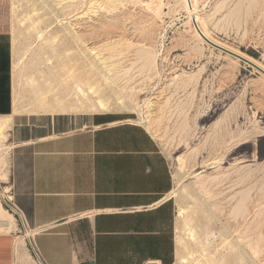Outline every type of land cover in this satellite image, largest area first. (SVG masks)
<instances>
[{
	"label": "bare ground",
	"instance_id": "bare-ground-1",
	"mask_svg": "<svg viewBox=\"0 0 264 264\" xmlns=\"http://www.w3.org/2000/svg\"><path fill=\"white\" fill-rule=\"evenodd\" d=\"M120 1L121 0H28L30 10L26 14H23L24 16L22 15L25 20L30 21L28 26L29 34L25 37L28 48L27 50L32 47L31 45L36 40L40 41L41 44L38 49L31 54L33 63L27 67L25 66L22 69V73L25 76L28 69L35 67L38 73V79L32 78L33 75L31 77L26 76L24 85L28 87L27 92L30 97L28 102L20 108L18 107L19 98L15 91V94L13 95L12 114L8 116H0V140H5L7 138L8 131L11 129L12 119L15 115H19L21 109L31 115H34L39 111L46 114H77L84 112L98 114L110 113L112 111H125L134 114V112H137L138 115L142 117V123L145 128L154 136V138L164 141L165 131L168 126H172L176 133L179 134L180 141L187 145H190L195 137H197L196 135L199 134L198 131L200 129V124H204V135L201 141L193 147L190 146L191 148L189 147L187 153L183 152L184 154L181 153L182 155L175 158L177 170L178 172H183L190 165L192 167L198 166L197 169H200V172L197 171L198 173L194 175V190L199 193V195L201 193L202 195L206 194L208 196L211 191L214 192L211 195L214 199L212 204L209 201H204V199L202 201H200V198L195 199L196 202H199V209L205 218H214L215 210L223 211V205L238 196V200L229 210L228 215H234L235 219L236 217L239 218L240 229L236 232L229 223L221 224L218 233H216L219 256L215 258L209 251V246L211 244L210 239L213 234L208 231L202 233L199 232L195 224H193L188 217L186 208H180L177 216L179 224L176 228V244L180 253L177 258V263L247 264L248 248L251 247H249L248 233L246 232L248 215L250 213V210L248 209L252 208H248V204H250L249 202L252 201V198H249V176L251 173H249V165L247 164L248 160L245 159V157L233 159L231 156L237 151L242 150L249 142L250 136L247 128L248 124L235 123L236 121L233 117L236 118V115L234 116L233 114L232 116L231 106L227 107V105H225L226 100L228 99L227 96L219 100L214 99L215 97L209 98L208 101L207 99L206 101L203 99L204 95L200 96L201 98L195 96L200 83V73L203 72L204 69H202V67L204 66H201L202 70L199 69L200 72L198 70L196 73L191 69L193 73H189L184 69H179L178 65H175L174 63L166 62V59H161L166 64H164L166 68H164V65L163 68L165 69V73L171 76L167 82V88L164 87V89H162V83L160 84L162 87L158 88H160V90L162 89L161 91L163 92L167 90L169 96L171 91L174 95L182 93L187 94V96H190L191 98H189V100L187 99V102L181 104H179L180 102L178 103L179 100H176V104H173V102L171 104V98H165L163 94L160 93L165 99H161L162 97L160 96V100L157 101L163 100L162 102L154 103L151 99H147L144 101L145 104H143L144 106L142 107L136 98L137 93L141 90L136 91V89L129 83L131 79H127L126 75L130 69L137 64L140 72L146 73L148 80L152 81L157 75L155 68L158 54L155 46L145 42L152 34L151 26L147 24L148 21L143 19L139 22L136 19H133L131 17L135 16V13H132L136 12V10L138 12L147 11L152 18H157L159 20L160 17H165L166 14L168 16L169 12L165 13L163 11V5L160 2L161 0H129L133 4L138 3L137 6L134 4V11H128L122 20L116 19L114 22L120 23L121 21V23H123L131 21V28L138 32L139 37L141 38L140 42L137 44H133L131 41L125 42V52L119 51L118 54L114 51L115 45L118 43L117 40L106 41L98 48L89 47L85 38L86 30L84 19L89 17L94 10L93 8H95L93 7L94 5H96V8L99 7L101 9L102 7L107 6V4L109 6V4L115 2L117 4V2ZM170 1H173L172 6H169L167 2L164 3L167 5L166 7L169 6V8L174 7L176 10H184L189 15V22L192 27L189 24L188 25L193 28L191 36L195 38L197 42H203L204 44H207L208 47H214L213 45H215L243 58L251 67L264 77V66L260 62L255 61L243 53L231 49L212 38L210 31L208 30L209 28L207 29L205 26V21H203V18L196 13V9H198L196 8L198 5L197 0ZM130 2H128V4ZM120 3L118 8L120 7ZM132 3H130V5ZM108 6L107 8H110ZM114 6L117 5L114 4ZM124 6L125 5H123V7ZM19 7L20 6L17 5L15 9L19 10ZM175 9L173 10L176 11ZM119 10L116 9L115 12H119ZM50 21H56L59 24V29L55 32L54 37H46L43 29L44 27H41L43 22L48 24ZM73 22H75V24ZM45 27L47 28L48 26ZM189 30L187 29L186 32ZM54 39L56 42L52 41ZM121 41L123 40L121 39ZM156 42L158 43V41ZM195 46H197V44ZM102 48H109L107 49L109 51L107 52L108 54H101L103 52H100ZM195 48L192 49L195 50ZM201 50L202 51L200 52H203V49ZM211 53L212 51L210 52L209 50L208 56ZM119 56L123 58L121 59ZM123 60L129 62L131 67L126 69L116 68ZM19 62L20 61L14 63V70L17 69ZM186 66L184 68H186ZM173 73L175 74L173 75ZM165 77L163 78L165 79ZM157 83L160 82L158 81ZM170 88H172V90ZM168 89H170V91H168ZM157 91L160 92L159 90ZM208 95L210 96V94ZM220 111H223V114L218 117L217 115ZM244 113L243 110L241 114L245 117ZM190 115L191 120L188 118ZM216 116L217 118L215 119ZM173 137H175L174 134ZM192 155L199 156L200 158L197 159L196 157H192ZM210 169L214 170V173L205 175V170ZM7 181L8 179L3 180L4 183H7ZM237 186L239 187V190L235 192L234 190ZM172 195H174V192ZM182 197L184 199L190 197L187 190L183 192ZM249 199H251V201H249ZM256 210L255 213H257ZM261 213L262 212H260V214ZM15 226L12 217L9 214H6L0 203V231H12ZM258 241L260 242V240ZM259 245L258 247L261 246ZM263 246L264 244H262V247ZM256 248L257 246H255V249ZM252 251H254V249H252ZM251 254H254V252ZM254 256L256 255L254 254Z\"/></svg>",
	"mask_w": 264,
	"mask_h": 264
},
{
	"label": "crops",
	"instance_id": "crops-1",
	"mask_svg": "<svg viewBox=\"0 0 264 264\" xmlns=\"http://www.w3.org/2000/svg\"><path fill=\"white\" fill-rule=\"evenodd\" d=\"M9 12L0 0V116L13 112ZM8 137L14 202L46 264H175L173 175L144 127L112 113L15 115ZM31 259L17 230L0 231V264Z\"/></svg>",
	"mask_w": 264,
	"mask_h": 264
},
{
	"label": "rangeland",
	"instance_id": "rangeland-1",
	"mask_svg": "<svg viewBox=\"0 0 264 264\" xmlns=\"http://www.w3.org/2000/svg\"><path fill=\"white\" fill-rule=\"evenodd\" d=\"M123 1L128 4V2H130L131 0L130 1L121 0L120 2L124 3ZM197 1H198L197 2L198 5L196 4L197 5L196 8L198 9H196V13L203 18V21H205L204 22L205 26L207 27V29L209 28L208 30L210 31V34L213 39L226 45L227 47H230L231 49L243 53L247 57H250L251 59L260 62L264 66V0H201V1L197 0ZM120 2H117V4L116 2L109 4V6L107 4V6L110 8H107V6H105L100 9L99 7L96 8V5H94L93 6L95 7L93 8L94 10L91 12L88 18L84 19V26L86 30L85 38L87 40L89 47L98 48L106 41L117 40L118 43L116 44L117 46L115 45V50H114L117 53L116 52L114 53L118 54L119 51L125 52L126 49V47L124 46L125 42L131 41V43L133 44H137L138 42H140L141 38L139 37L138 32L134 31L131 28L130 25L131 21H126L123 23H121V21L120 23L114 22L116 19L122 20L124 18V15L128 11L132 12V10L134 11L135 9L134 8L135 3L133 4L132 2H130L133 5L132 4L130 5L129 3L128 6L126 7L127 5L126 3L121 4ZM160 2L163 5V11L165 13L167 12L170 13V14L168 13V16L166 14L165 17L162 16L158 20L157 18L156 19L152 18L147 11L138 12L136 10V12L138 13L133 12L132 14L135 13V16L131 17L139 22L140 20L143 19L147 20L148 21L147 24L151 26L152 34L145 42L157 48L158 55L156 59V68H155V72L157 73V75L152 81H149L146 73L140 72L139 66L136 64L127 73L126 78L131 79L129 83L136 89V91L141 90L139 93H137L136 98L139 104L142 105V107L144 106L143 104H145L144 101L147 99H151V101L152 102L154 101V103L162 102L163 100L157 101L160 100V98L162 97L161 94H163L165 98L166 97H168L169 99L171 98L170 99L171 104L172 102L173 104H176L178 100H179L178 103L180 102L179 104L183 102H187L189 98H191L190 96H187V94L177 93L174 95V93L170 91V89L172 90V88L168 89V91H170L171 93L170 96L167 90L164 92L161 91L162 89H164V87L167 88V82L171 76L166 74L164 71L165 70L164 68H166L165 66L166 64L161 59L163 60L166 59V62L168 61L169 63H174L175 65H178L179 69H184L186 72L189 73H193V71L197 73L199 69L200 70L204 69L203 72L200 73V83L198 86L197 93L195 95L197 98H201L200 96L204 95L203 99L205 101L207 99L208 101L209 98L215 97L214 99L219 100L221 98L223 99L225 96L228 97L225 105H227V107L231 106L232 116L233 114L234 116L236 115V118L233 117V119L236 121L235 123L238 124L245 123V125L248 124L247 128L250 136L249 142L244 146V148L242 150H239L240 152L237 151L233 156H231V158L233 159H239L241 157H245V159L248 160L247 164L249 165L248 168L249 173H251L249 176L250 179L249 198H252V201L251 199H249V201L251 202H249L250 204H248V208L249 207L252 208L248 209L250 210L249 211L250 213L248 215L246 232L248 233L247 236L249 240V247L251 246L252 248L251 247L248 248L247 264H264V246L262 247V244H264V77L253 67L235 58L234 56L228 54L226 55L225 52L223 51L220 52V50L218 49L216 50V48L214 49V47L211 46L208 47L207 44H204L203 42L200 41L197 42V40L191 36L192 34L191 32H193V28H191L192 25L189 22L190 20L187 12L180 9L176 10L174 7L169 8V6H172L173 1L161 0ZM119 3H120V7L118 8ZM164 3L169 4V6L166 7L167 5H165ZM114 4L117 6H114ZM17 5L20 6L19 10L15 9ZM123 5L125 6L123 7ZM135 5L137 6L138 3ZM8 6L10 12L8 16L6 31L11 39L13 65L15 62L20 61L17 69L16 70L13 69V95L15 94L16 91L19 98L18 107L20 108L22 105H25L28 102V99L30 97L29 93L27 92L28 87L24 85V80L26 76L31 77L33 75L32 78L38 79V73L35 67L28 69L25 76L22 73V69L25 66L27 67L28 65H31L33 63L31 54L33 51L38 49L41 42L36 40L31 45L32 47H30L29 50H27L28 48L26 45L25 37L27 36V34H29L28 26L30 21L25 20L23 18L24 16L23 14H26L30 10L28 0H8ZM111 6L114 7L112 8ZM116 9L117 10L120 9L119 12L117 11L115 12ZM173 9H175L176 11H174ZM73 23L75 24V22ZM45 26L48 27L46 28ZM41 27L42 28L44 27L43 29L45 31L46 37H54L55 32L59 29V24L56 21H50L48 24H45L43 22L41 24ZM187 29L190 30L186 32ZM121 39L123 41H121ZM54 40L52 41L56 42V40L55 41ZM156 41H158V43ZM195 43L197 44V46H195L196 45ZM192 48H195V50ZM200 48L203 49V52H200L202 51ZM206 48L208 49V51ZM107 49L102 48V50H100V52L103 51L101 54L105 55V53L109 52ZM209 50L210 52L212 51V53L208 56ZM161 55H163L164 57ZM119 57L121 59L123 58L121 56ZM175 62L178 64H176ZM185 66L187 69L184 68ZM201 66H204L205 68L202 67L201 69ZM129 67H131V64L123 60L121 61V63H119V65H117L116 68L126 69ZM161 67L163 70L161 69ZM178 72L180 73L179 70ZM174 74L175 73H173V75ZM163 77H165V79ZM158 81L160 83H157ZM161 83L163 87L160 85ZM158 87L160 88L162 87V89L160 90V88ZM207 87L209 88L213 87V88L209 89ZM157 90H159L160 92H158ZM198 93H200L201 95ZM208 94H210V96ZM164 97H162L161 99H165ZM173 98L176 99L174 100ZM243 110L245 112L244 113L245 117L241 114ZM223 111H220L217 116L219 117L220 115H222ZM39 112L35 113L34 115L46 114L41 111ZM110 113L119 114L121 116L130 118L135 123L137 122V124L145 128L144 124L142 123V119H141L142 117L139 116L137 112H134L133 114L131 112H125V111H120V112L112 111ZM77 114L91 115L93 113L84 112ZM19 115L29 116L31 114L21 109ZM217 116L215 117V119L217 118ZM188 118L191 120V115L188 116ZM199 127H200L198 131L199 134L196 135L197 137H195V139L192 141L190 145H187L186 143L180 141L179 134L176 133V131L173 129L172 126H168L167 130L165 131L164 141L154 138V136L151 135L149 131L147 132L157 142L159 148L167 157L169 165L171 167L174 186L171 194L169 195V198L173 202L175 207V212L177 213L176 222H175V240H176V228L179 224V220L177 218L178 210L180 208H186L188 217L191 219L193 224H195L199 232L202 233L208 231L213 234L212 238L210 239L211 244L209 246V251L212 256L217 258L219 256V248L217 246L218 242L216 238L217 235L216 233H218L221 224L229 223L230 225H232V227L236 232L237 230L240 229L239 218L236 217L235 219L234 215L231 216L228 215L229 210L234 206L235 202L238 200L239 197L236 196L235 199L223 205L224 206L223 211L215 210L214 218H209V219L205 218L203 213L200 211L198 204L199 202H196L195 199L200 198V201L204 199V201H209L212 204L214 202L213 201L214 199L213 197H211V195L214 192L211 191L209 196L206 194L202 195L200 193L201 195L200 196L199 193H197L193 188L194 175L200 172V169L199 170L197 169L198 166L192 167L190 165L185 169L187 172L185 170L183 172H178L177 164L175 162V158L177 156L182 155L181 153L183 152L187 153L190 146L193 147L194 145H197L201 141L204 135L203 132L205 125L200 124ZM173 134L175 137H173ZM11 149H12V145L9 141L8 136L5 140L4 139L0 140V179L2 182L5 179H8L9 181V172H10L9 156ZM192 157H196L197 159L200 158L199 156L197 157L195 155H192ZM212 173H214V170L212 169L205 170L204 172L205 175ZM185 190L188 191L190 196L187 199H184L182 197V194ZM238 190L239 187L237 186L234 191L237 192ZM173 192L174 195H172ZM255 210L257 213H255ZM260 212L262 213L260 214ZM13 222L15 223L14 220ZM15 227H14V231L17 230V228ZM258 240H260V242ZM258 245L260 247H258ZM255 246H257L256 249ZM252 249H254V251H252ZM253 252L256 256H254V254H251ZM179 254L180 253L176 244L175 264H178L177 258ZM31 262L32 264H34L33 260Z\"/></svg>",
	"mask_w": 264,
	"mask_h": 264
},
{
	"label": "built area",
	"instance_id": "built-area-1",
	"mask_svg": "<svg viewBox=\"0 0 264 264\" xmlns=\"http://www.w3.org/2000/svg\"><path fill=\"white\" fill-rule=\"evenodd\" d=\"M7 188V189H6ZM0 203L2 208L15 221L17 226V234L25 243L26 249L31 256L34 264H46L35 241V237L39 232L32 229L21 209L15 204L12 186L9 181L4 183L0 179Z\"/></svg>",
	"mask_w": 264,
	"mask_h": 264
},
{
	"label": "water",
	"instance_id": "water-1",
	"mask_svg": "<svg viewBox=\"0 0 264 264\" xmlns=\"http://www.w3.org/2000/svg\"><path fill=\"white\" fill-rule=\"evenodd\" d=\"M210 45H212V44H210ZM213 46H214V48H216V49H218V50H221V51H223V52H225V53H227V54H229V55H231V56L237 57V58L240 59L241 61H243V62L249 64V63L246 62L243 58H240V57L236 56L235 54H233V53H231V52H228L227 50H224V49H222V48H219V47H217V46H215V45H213ZM249 65H250V64H249Z\"/></svg>",
	"mask_w": 264,
	"mask_h": 264
}]
</instances>
